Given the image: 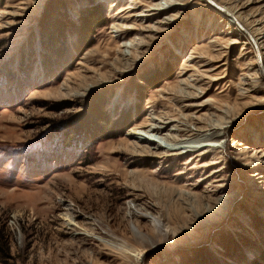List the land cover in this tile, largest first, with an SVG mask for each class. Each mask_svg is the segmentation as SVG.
<instances>
[{
  "label": "rangeland",
  "instance_id": "1",
  "mask_svg": "<svg viewBox=\"0 0 264 264\" xmlns=\"http://www.w3.org/2000/svg\"><path fill=\"white\" fill-rule=\"evenodd\" d=\"M178 1L151 21L144 0H0V264H264V49L218 7L264 32V0ZM113 25L160 32L124 62ZM147 105L218 126L221 147L137 155Z\"/></svg>",
  "mask_w": 264,
  "mask_h": 264
},
{
  "label": "bare ground",
  "instance_id": "2",
  "mask_svg": "<svg viewBox=\"0 0 264 264\" xmlns=\"http://www.w3.org/2000/svg\"><path fill=\"white\" fill-rule=\"evenodd\" d=\"M144 3L145 4L143 5H145L147 8L143 11V13L135 14V17H142L147 19L150 18L151 21H154L155 18L157 19V16L169 9L178 8V6L181 4L178 0H160L156 1L155 3L154 0H149V2L144 0ZM218 7L224 14L229 17V23L231 25H234L238 32H242L247 35L249 37V41L255 45L257 50L256 52L261 54L260 50L264 49V44H262V42L264 41V32H259L257 28L247 27L244 23V20L239 17L235 10L233 11L232 9H230L229 7H225L224 5ZM134 9L135 6L133 5L125 6L124 8H122V14L119 17L126 18L129 17V15L132 16L133 14H131V11ZM171 20L172 17L165 16L162 20H155V24L161 25V27H163L167 26L171 22ZM136 26L113 25L114 32L117 33V36L124 35L125 37L126 35L132 34L131 41H122L116 47V52L118 51L119 54V61H136L138 58H140L139 56L137 57V51H135L137 49L136 47H142L144 43V37L140 35L143 32H160L158 31L157 27H154L155 25H138V27ZM258 71L261 76H264V57H261V60L258 64ZM103 80L106 81L107 78ZM93 87L94 85L87 88L89 90ZM194 90L200 92V90L197 88ZM180 91H182V89H180ZM116 95H120V92L117 91ZM115 103L116 101L111 100L109 102L108 108H112ZM152 106L153 105H147L149 109ZM164 114L165 113L156 116L150 109L145 122L139 123L127 131V133L125 134L126 139L131 147V150L134 153L141 156L153 157L155 159H165L167 157H175V159H179L181 158V156L195 150H199V154L196 155H202L206 153L205 149L221 147V142L216 139L219 134L215 133L216 129L219 128L218 126L211 124L205 130H200L198 128L193 129L191 125L187 123L184 117H182V120L184 121H181ZM172 122H175V124L171 125V127H168ZM163 130L167 131L164 133ZM196 155H192L191 158L195 157ZM139 254L140 253L138 252L136 254H132V256L136 257L137 259L139 257Z\"/></svg>",
  "mask_w": 264,
  "mask_h": 264
},
{
  "label": "trees",
  "instance_id": "3",
  "mask_svg": "<svg viewBox=\"0 0 264 264\" xmlns=\"http://www.w3.org/2000/svg\"><path fill=\"white\" fill-rule=\"evenodd\" d=\"M102 21L100 20V18H98L95 15H90L86 21L83 23V25L79 26V28H81L83 31H86V34H91L93 32V29L96 28L97 26L101 25ZM88 31V32H87ZM87 44L90 42L89 39H86L85 41ZM83 46V45H82ZM82 46L80 47L79 50H82ZM73 60H76L75 58ZM95 113V112H92ZM97 114V113H96ZM95 114V115H96ZM136 118L135 119H130L129 117H127L124 121H122L120 124L116 125L115 123H112V125H110L109 121L106 120V123H100V121L98 122V126L96 127L97 132L92 135V141L94 142L97 138H109V137H113V136H117L116 131H113L114 128L115 130L121 127V130H125L128 127H130L134 121L139 120L142 117L141 113H138L135 115ZM88 119V117H86ZM116 125V127H115Z\"/></svg>",
  "mask_w": 264,
  "mask_h": 264
}]
</instances>
